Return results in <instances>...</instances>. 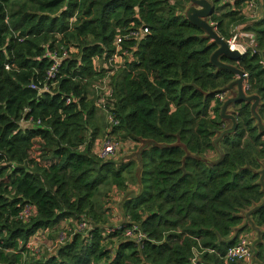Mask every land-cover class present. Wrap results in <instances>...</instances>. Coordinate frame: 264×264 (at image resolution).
<instances>
[{
	"label": "trees",
	"instance_id": "trees-1",
	"mask_svg": "<svg viewBox=\"0 0 264 264\" xmlns=\"http://www.w3.org/2000/svg\"><path fill=\"white\" fill-rule=\"evenodd\" d=\"M244 1L211 0L208 20L224 39L238 24L253 33L255 52L220 59L247 74L245 92L259 96L264 124V0L262 16L251 21L240 12ZM188 2L0 0V264L27 263L25 244L38 230L89 218L96 223L89 234L29 264H225V251L242 237L253 240V231L264 264V131L250 102L231 104L236 125L225 127L216 94L236 75L210 62L217 44L186 18ZM142 26L149 32L123 39L121 63L105 68L115 35ZM61 48L67 56L56 86L38 95L30 83L45 80V52ZM104 77L118 120L109 124L105 115L109 131L132 145L145 142L137 192L123 197L124 220L110 229L100 225L96 199L126 187L128 164L94 154L101 134L95 101L106 93L90 94L88 84ZM22 117L40 123L20 125ZM25 204L34 214L21 220ZM108 238L116 240L107 246Z\"/></svg>",
	"mask_w": 264,
	"mask_h": 264
},
{
	"label": "built area",
	"instance_id": "built-area-1",
	"mask_svg": "<svg viewBox=\"0 0 264 264\" xmlns=\"http://www.w3.org/2000/svg\"><path fill=\"white\" fill-rule=\"evenodd\" d=\"M234 0H220V3L229 2L232 3ZM245 3L248 7H255V0H245ZM214 30L216 29V23L210 22ZM242 25L238 24L233 26L230 29V35L228 38L224 39L229 47L230 50H236L240 54H244L247 51H251L252 53L256 51V43L254 39V35L252 32H245L241 28ZM149 32L146 26L139 27L138 29H129L125 34H117L113 39V47L114 50L111 55L108 57L106 62L104 63L105 68H115L119 63H121V58L119 57L120 54V43L123 39L128 37L140 36L142 34H147ZM45 55L49 58V66L45 72V80L42 83L35 84L34 82L30 83V87L37 91V94L40 95L44 92L52 93V89L56 86V81L54 78L58 72V68L60 67L61 60L67 56V50L61 48L59 52L56 51H46ZM95 62V59L93 60ZM259 63L264 66V60H259ZM95 66L98 67V64L95 62ZM6 70L10 69V65L6 63L4 65ZM113 70L108 71V73H112ZM245 73V72H244ZM247 74L245 73V80L243 83V89L246 90L249 87V84L246 81ZM94 89L101 93L104 91L106 93V97L102 95L99 99L95 102L96 107L105 112L106 120L109 124H116L118 120H115L113 116L109 113L108 107L111 105L108 101V96L111 93L110 88L108 87V80L107 77H104L98 82H94ZM228 96V91H223L216 94V98L220 102H224ZM71 101V97H66V103ZM24 113L27 109L23 110ZM40 120H34L32 117L28 118H21L19 124L21 125H31L37 124L39 125ZM119 149V143L116 139L108 136L105 134L102 138L98 139V141L94 144V154L97 158L102 160H107L112 158ZM34 214V207L30 204H25L22 206L20 212L18 213V217L21 220H27L30 216ZM76 227L79 231L90 230V225L84 220L75 221ZM42 230V229H41ZM49 230V228L44 229ZM39 232V231H38ZM40 231L39 233H41ZM127 235L131 236V238L139 239L141 238V232H136L132 235L131 231H127ZM68 237L66 233L60 232L57 236L56 243L62 245L67 241ZM253 240L249 237H242L236 242L234 245L230 246L224 253L222 259L225 264H232V263H246L248 264L251 262L253 258ZM27 248V253L30 257H33L40 251L39 246L37 244L33 245L28 240L25 244ZM22 264L25 263V258L22 260Z\"/></svg>",
	"mask_w": 264,
	"mask_h": 264
},
{
	"label": "rangeland",
	"instance_id": "rangeland-1",
	"mask_svg": "<svg viewBox=\"0 0 264 264\" xmlns=\"http://www.w3.org/2000/svg\"><path fill=\"white\" fill-rule=\"evenodd\" d=\"M255 2L258 3V0H256ZM94 85L95 83L93 81L89 82L88 84L89 92L90 90L92 92L94 91ZM96 118L101 131V134L98 139L102 138L105 134H107L108 136L116 139L119 143V149L116 152V154L113 156L115 157L116 155H118V157L113 158L115 159L114 161L116 162V165L119 166L122 163L128 164L124 170V175L126 178L125 180L126 187L124 186L125 187L124 189L118 188L117 191L115 190L111 191L112 189L111 188L110 189L111 195L109 196V198L104 192H102L103 195H99V197L96 199V201H99L97 205H95L96 208L101 209V211H103L104 213L103 214L104 220L100 222V225L103 226V228L109 227L110 229L113 226H117L118 224H120V222L124 220V213L121 207V201L123 197L130 192H135L138 189V174H139V166H140L138 152L141 149V147L145 144V142L141 141L139 143L142 144L132 145L131 143L127 142L129 141L128 139L121 138L119 134L111 133L110 132L111 130L109 131L110 128L106 126L107 124L105 120V113L102 112L101 110L96 111ZM121 146L122 148L120 149ZM36 154L37 153L34 149L30 155L31 157H33L36 156ZM89 220H90L89 223L92 226L96 224L94 223L93 219L89 218ZM51 231L49 236L46 238L47 242L37 244L39 246L40 251L37 252V254L33 257H30L28 255V257L26 258L28 261L26 260L27 263L25 262L26 264L35 261V259H42L49 255L55 254L57 248L61 246L60 244L56 243V238L60 232L66 233L69 240L75 234H81L82 236L89 234L88 233L89 230L79 231L76 227L75 221H72L70 223L61 221L54 229H51ZM248 234H250L252 238L254 237V239H256L255 237L256 235L254 233H248ZM115 240H116L115 238H108L106 241V245L107 246L111 245V243L115 242ZM237 264H246V263H237ZM248 264H260L255 256L254 246H253V258L251 262H249Z\"/></svg>",
	"mask_w": 264,
	"mask_h": 264
},
{
	"label": "water",
	"instance_id": "water-1",
	"mask_svg": "<svg viewBox=\"0 0 264 264\" xmlns=\"http://www.w3.org/2000/svg\"><path fill=\"white\" fill-rule=\"evenodd\" d=\"M193 4L198 5L200 8H195L191 6L187 12L185 13L186 18L189 22L202 30L205 31L207 36L213 40L214 43L217 44V48L210 56V62L217 68H226L229 71H232L236 75V79L230 82L223 91H229L234 87L237 88L236 96L227 98L221 107V116L224 119H231L233 122V126L230 129H234L236 125V119L232 114H226L227 107L232 103H240V102H250L251 103V111L253 116L256 118L258 128L261 131H264V124L256 111L257 105L259 103V96L256 94L247 95L245 90L243 89V83L245 80V73L242 69L235 67L231 64L225 63L221 61L220 57L225 56L226 58L237 61L243 54H240L236 50H230L226 41L222 36H220L212 27V25L208 22L207 18L214 11V6L209 0H190ZM260 183L263 185V176H264V161L263 168L261 169ZM264 203V202H263ZM262 205V204H260ZM260 205L253 207L246 213V218H249V214L256 210Z\"/></svg>",
	"mask_w": 264,
	"mask_h": 264
},
{
	"label": "crops",
	"instance_id": "crops-1",
	"mask_svg": "<svg viewBox=\"0 0 264 264\" xmlns=\"http://www.w3.org/2000/svg\"><path fill=\"white\" fill-rule=\"evenodd\" d=\"M210 1V0H209ZM256 1V0H255ZM190 3V4H189ZM256 4H255V7H248L247 6V4L245 3V1L241 4V6H240V12H241V14L246 18V19H248V21H251V20H254V19H258V18H260L261 16H262V8H261V5H260V0H258V3L257 2H255ZM191 6H194L195 8H200L198 5H195V4H193L190 0H189V2H188V4H187V7H186V10H185V13L187 12V10L191 7ZM207 20H208V18H207ZM208 22L210 23V21L208 20ZM242 26V30L243 31H245V32H251V31H248V30H245L244 29V25L245 24H241ZM217 32V31H216ZM236 90V91H235ZM236 94H237V88L236 87H234L233 89H231V90H229L228 91V96H227V98H230V97H233V96H236ZM226 98V99H227ZM233 104V103H232ZM234 108L232 107V105L230 104L228 107H227V109H226V114H232V115H234V117H235V114H234ZM263 123V122H262ZM232 126H233V122H232V120L231 119H226V122H225V127L227 128V129H229V130H232V129H230V128H232ZM136 192H137V190H136ZM64 222H66V221H64ZM54 229V228H53ZM40 231H42L41 233H39ZM34 235H32L31 237H30V239H29V241L31 242V244H33V245H35V244H41V243H43V242H47L46 241V238L49 236V234L52 232L51 231V229H49V230H44V229H40V230H38ZM51 231V232H50ZM252 233H254L255 234V232L253 231ZM256 235V234H255ZM256 237V236H255ZM57 239V238H56ZM69 239H67V241H68ZM66 241V242H67ZM253 241H254V237H253ZM254 243V242H253Z\"/></svg>",
	"mask_w": 264,
	"mask_h": 264
}]
</instances>
